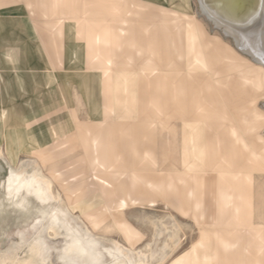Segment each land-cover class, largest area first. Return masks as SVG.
<instances>
[{"label": "rangeland", "instance_id": "374dc122", "mask_svg": "<svg viewBox=\"0 0 264 264\" xmlns=\"http://www.w3.org/2000/svg\"><path fill=\"white\" fill-rule=\"evenodd\" d=\"M260 67L198 0H0V194L11 170L51 185L0 208V264H255Z\"/></svg>", "mask_w": 264, "mask_h": 264}, {"label": "bare ground", "instance_id": "6f19581e", "mask_svg": "<svg viewBox=\"0 0 264 264\" xmlns=\"http://www.w3.org/2000/svg\"><path fill=\"white\" fill-rule=\"evenodd\" d=\"M198 3L200 14L208 20L213 28L221 31L226 37H230L235 48H238L264 70V0H198ZM10 174L3 185L5 193L4 195L0 194V208L5 211L6 207H12L17 211L18 217L29 218L30 198L33 197L42 205L45 204L50 199L51 185L42 177L38 169L33 174L12 170ZM55 229L51 227L54 233ZM59 229L61 230V228ZM86 239L88 238L86 237ZM87 243L90 244V242ZM67 251L83 259L87 255L85 244L83 245L78 238H74L68 243ZM116 260V264H126L125 261ZM133 260H135V264H144L141 256L138 260L130 257L129 262L132 263ZM90 262L92 263V261Z\"/></svg>", "mask_w": 264, "mask_h": 264}, {"label": "crops", "instance_id": "0c3cea01", "mask_svg": "<svg viewBox=\"0 0 264 264\" xmlns=\"http://www.w3.org/2000/svg\"><path fill=\"white\" fill-rule=\"evenodd\" d=\"M237 140H240V138L237 136ZM243 143H244V141H242ZM245 144V143H244ZM103 166H105L104 164H102ZM107 184H109V183H107ZM149 186H151V187H153L154 185L153 184H149ZM131 196V195H130ZM232 196H231V194H226V196H225V198H224V200L226 201V205L227 204H229V202H230V198H231ZM224 201V202H225ZM126 202H125V200H122L120 203H119V205H118V207H123V206H125L126 204H125ZM237 209V208H236ZM237 212V211H236ZM91 219H92V217H90ZM92 224L94 225V226H96L97 228L100 226V224L99 223H97V222H95V221H93L92 222ZM123 229H122V234L124 235V239H125V241L129 244V248H132V247H134V241L137 239V237H138V232H136L135 231V229H133L130 225H128L127 223H121V225H120ZM104 231H106V232H101V233H105V234H107V233H109L108 231H109V228L107 227L106 229H104ZM105 234H104V236H105ZM224 245L226 246V248H230L231 246L228 244V242L226 241H224ZM258 254V255H257ZM261 255V256H260ZM256 257H255V264H264V240H263V245L260 247V248H258L257 249V253H256V255H255ZM262 257V259L260 258V257ZM253 257V256H252Z\"/></svg>", "mask_w": 264, "mask_h": 264}, {"label": "water", "instance_id": "95a60500", "mask_svg": "<svg viewBox=\"0 0 264 264\" xmlns=\"http://www.w3.org/2000/svg\"><path fill=\"white\" fill-rule=\"evenodd\" d=\"M230 38V37H229Z\"/></svg>", "mask_w": 264, "mask_h": 264}]
</instances>
